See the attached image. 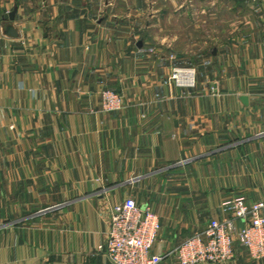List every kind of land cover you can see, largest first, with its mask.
<instances>
[{"label": "crops", "instance_id": "crops-1", "mask_svg": "<svg viewBox=\"0 0 264 264\" xmlns=\"http://www.w3.org/2000/svg\"><path fill=\"white\" fill-rule=\"evenodd\" d=\"M196 1L243 20L213 51L152 40L153 0H0V264H112L127 198L158 215L162 256L264 202L262 0ZM235 239L222 264H264Z\"/></svg>", "mask_w": 264, "mask_h": 264}, {"label": "built area", "instance_id": "built-area-1", "mask_svg": "<svg viewBox=\"0 0 264 264\" xmlns=\"http://www.w3.org/2000/svg\"><path fill=\"white\" fill-rule=\"evenodd\" d=\"M264 10V0H262ZM182 87L195 86L194 71L175 69L171 79ZM125 101L115 91L102 93L101 108L106 113L123 110ZM235 220L243 223L237 232ZM161 231L158 215L149 207H141L134 198L114 206L111 227L105 245L112 264H161L166 256L178 264H222L235 257V242L248 250L253 259H264V202L248 205L238 201L234 218L213 220L207 229L196 233L165 256L153 253Z\"/></svg>", "mask_w": 264, "mask_h": 264}, {"label": "rangeland", "instance_id": "rangeland-1", "mask_svg": "<svg viewBox=\"0 0 264 264\" xmlns=\"http://www.w3.org/2000/svg\"><path fill=\"white\" fill-rule=\"evenodd\" d=\"M153 1L150 11L158 17L151 29L152 40L159 38L173 43L179 53H186L190 46L195 50L206 47L213 51L224 42H229L233 31L242 26L243 20L235 19L234 11L216 2L203 4L196 0Z\"/></svg>", "mask_w": 264, "mask_h": 264}, {"label": "water", "instance_id": "water-1", "mask_svg": "<svg viewBox=\"0 0 264 264\" xmlns=\"http://www.w3.org/2000/svg\"><path fill=\"white\" fill-rule=\"evenodd\" d=\"M11 19H14V15H11Z\"/></svg>", "mask_w": 264, "mask_h": 264}]
</instances>
